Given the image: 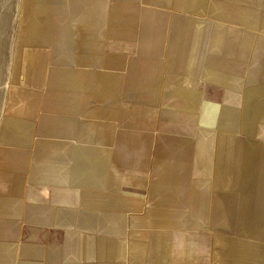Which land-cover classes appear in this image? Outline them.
Masks as SVG:
<instances>
[{
    "label": "crops",
    "instance_id": "crops-1",
    "mask_svg": "<svg viewBox=\"0 0 264 264\" xmlns=\"http://www.w3.org/2000/svg\"><path fill=\"white\" fill-rule=\"evenodd\" d=\"M53 2L52 9L41 7L34 19L30 22L26 20L28 23L24 42L41 43L43 38L50 36L51 19L66 17L63 40L67 45L62 52L74 64L70 67H53L49 72L47 85L50 94L47 106L61 112L54 116H42L38 142L32 154L34 163L30 165L33 166L31 173L34 182L42 186H53L55 193L48 197V205L36 202L24 208L21 206L25 198L22 192L0 196V219H11L23 213L26 225L37 228L52 223L59 204L73 203L71 194L74 189L80 190L81 195L103 199L100 204L112 210L127 205V200L119 195V188L133 184L125 181L128 178L119 173L116 179V172L111 173V177L107 172L108 156L120 153V148H116L117 144L112 141L128 140V146H123L124 150H128L123 152L124 155H136L139 149L132 148V140L135 143L138 138L144 137L147 140L149 135L143 131L131 132L115 127L121 124V118L125 115L120 108L123 99L126 100L130 93L133 102L139 99L149 105L150 93L154 89L160 91V87L169 81V75L181 73L183 77H189L188 80L191 77V84L186 88V78H183L180 85L183 90L178 89L176 94L184 99L182 102L185 101L186 105L189 101L196 104L192 99L199 92V76L204 74L201 71V52L196 45L200 42L199 32L190 40L185 41L184 37H180L170 42L166 37L153 34L148 23L152 21V15L148 12L143 16V22L146 23L140 27L137 35L136 15L131 14L136 9L115 10L109 5L89 0ZM219 26L218 29L215 26L216 32L209 35L206 54L209 65L214 68L210 67L212 71L209 74L217 76L225 70L228 75H237L238 71L242 75L246 70L248 77L243 92V105L238 109L204 100L200 121L196 122L199 127L207 126L229 132L250 123L248 109L253 98H257L258 104H264V86L259 84L261 70L264 71V45L257 35L243 34L236 52L227 54L224 47L227 37L225 26ZM121 43H133L135 50L125 75L118 72L115 56L104 53L106 46L117 47ZM169 43L177 44L174 53L176 63L170 68L164 61L169 53ZM187 43L192 44L191 47L186 48ZM154 59H162V65L156 71L153 68ZM218 61L221 62L216 64ZM189 62H192V67H188ZM249 83L258 86L255 89L257 94H254V90L249 92ZM219 86V83L211 81L207 89ZM207 89L205 91H210ZM59 92L61 94H57ZM83 92L85 94L79 98L78 94ZM138 92L144 94L138 95ZM117 94H122L121 100L115 97ZM93 98H96V104L92 105ZM56 101L61 102L60 107L55 105ZM263 113L264 105L259 110L257 107V115ZM180 118L178 116L174 121ZM241 140L230 135L219 137L212 181L190 178L195 167L192 164L183 166L184 161L181 160L162 169L158 183H153L151 189L164 188L163 204H187V212L152 211L147 218L128 219L135 231L131 233V239L125 242L116 239L123 233L125 217L112 214L103 223L110 233L109 238L101 242L93 240L85 254L80 249L83 238L69 231L62 245L49 246L45 264H82L80 258L85 255L90 259L89 264H146L148 250L160 245V239L166 240L174 231L184 230L185 238L189 237L185 240L184 250L189 253V244L203 229L213 233V262L264 264V149L253 147L250 141L249 146L242 148L239 145L241 142L238 143ZM181 144L185 145L186 142ZM188 149L193 150V147ZM233 189L237 193L234 194ZM243 218L244 223L241 221ZM159 234H163L162 237ZM225 235H241L242 238H228ZM247 237L249 240L250 237L254 238L247 241ZM18 252L19 244L7 241L0 232V264H34L18 262ZM112 256L117 261L108 262ZM190 259L195 260V256L187 254L186 260Z\"/></svg>",
    "mask_w": 264,
    "mask_h": 264
},
{
    "label": "rangeland",
    "instance_id": "rangeland-1",
    "mask_svg": "<svg viewBox=\"0 0 264 264\" xmlns=\"http://www.w3.org/2000/svg\"><path fill=\"white\" fill-rule=\"evenodd\" d=\"M53 1L0 0V196L22 192V195H25V198L22 197L24 200L21 201L22 208L36 202H44L42 205H48V197L55 193L53 186H42L34 182L31 173L33 166L30 165L34 163L32 154L38 142L42 116H54L61 112L47 106L50 94L47 85L49 72L53 67H70L74 64L65 58L62 52L67 45V42L63 40L66 17L51 19L50 36L43 38L41 43L24 42L27 21L34 19L41 7L52 9ZM89 1L109 5L115 10L136 9V12L131 14L136 15L137 35H139L140 27H144L143 24L146 23L143 22L146 12L152 15V21L148 23L153 29V34L166 37L170 42H175L180 37H184L185 41L190 40L199 32L200 42L196 45L201 52L203 68L201 71L204 74L199 76V92L195 93L196 98L192 99L196 104L189 101L186 105L185 101L182 102L184 99L176 94L178 89L183 90L180 87L183 78H186V88L191 84L189 81L191 77L188 80L189 77H183L181 73L169 75V81L160 87V91L154 89L150 93L151 104L149 105L139 99L133 102L131 94H127L126 100L123 99L120 105L121 112L125 115L121 118V124H116L115 127L131 132L143 131L144 134L149 135L147 140L144 137V139L138 138L136 143L132 140V148L139 149L136 155H124L123 152L128 150H124L123 146H128V140L112 141L117 144L116 148H120V153L108 156L107 172L110 177L111 173L116 172L114 173L116 179L119 173L128 178L125 181L133 184L132 186L122 185L119 188V195L125 198L128 204L119 210H112L107 205L100 204L103 199L92 195H81L80 190L74 189L71 194L73 203L59 204L56 217L49 226L40 228L28 226L24 221L23 213L11 219H0V232L4 234V238L19 244L18 262L45 264L49 246L62 245L64 236L69 231L83 238L80 249L87 254L93 240L101 242L102 239L110 237L103 223L107 222L112 214L125 217L123 233L116 237L119 241L125 242L131 239V233L135 231L128 223V219L147 218L148 213L152 211L187 212L189 209L187 204L164 205L162 202L165 198L164 188L151 189V186L153 183H158L160 173L165 166L178 160L184 161L183 166L192 164L195 167L190 178L212 181L218 140L221 135L242 138L238 141V143L241 142L239 145L242 148L249 146L251 142L253 147L264 149V113L261 116L257 115V107L259 110L264 104L262 102L258 104L257 98H253L249 105L250 123L243 124L239 129L229 132L218 128L214 130L207 126L199 127L196 122L200 121L201 105L204 100L234 106L238 109L243 105L242 98L248 74L245 70L242 75L240 71L237 75H228L225 74V70H222L223 72L217 76L210 75L209 72L214 68L209 65L210 61L206 54L209 35L216 32L215 26L217 29L219 25L225 26L227 37L224 47L227 54L236 52L243 34L257 35L258 40L261 39L264 45V0ZM125 43L117 47L108 45L104 51L106 55L115 56L116 67L122 75L127 74L128 63L135 55L133 43ZM191 45L187 43L186 48ZM168 48L169 53L164 57V61L170 68L176 63L174 53L177 44L169 43ZM161 61L162 59L153 60L154 71L162 65ZM185 62L187 64V54ZM188 67H192V62H189ZM211 81L221 86L213 89L211 86L207 89ZM259 84L264 86L263 69ZM249 87L250 93L254 90V94H257L255 89L258 86L249 83ZM206 89L210 91H205ZM84 94V92L78 94L79 98ZM92 94L94 95L95 91ZM120 95L122 94H117L115 97L121 100ZM94 99L96 98H93L92 105L96 104ZM55 105L60 107L61 102L56 101ZM178 116L181 118L174 121ZM192 147L193 150L188 149ZM141 149H143L142 152H140ZM233 192L237 193L235 189ZM235 220L238 221V219ZM241 221L244 223L245 218ZM235 230L242 231L238 228ZM184 234V230H176L168 239H160V245L148 250L146 264H218L212 261L214 249L212 231L201 230L197 238L189 244V253L184 250L185 242H187L185 240L189 239V237L185 238ZM162 235L159 234L160 237ZM225 236L242 238L241 235ZM253 238L250 237L249 240L247 237V241ZM187 254L195 256V260H186ZM114 261H117L115 256L108 260V262ZM80 262L89 264L90 259L85 255L80 258Z\"/></svg>",
    "mask_w": 264,
    "mask_h": 264
},
{
    "label": "bare ground",
    "instance_id": "bare-ground-1",
    "mask_svg": "<svg viewBox=\"0 0 264 264\" xmlns=\"http://www.w3.org/2000/svg\"><path fill=\"white\" fill-rule=\"evenodd\" d=\"M246 40V39H245ZM253 43V42H252ZM251 46V45H250Z\"/></svg>",
    "mask_w": 264,
    "mask_h": 264
}]
</instances>
